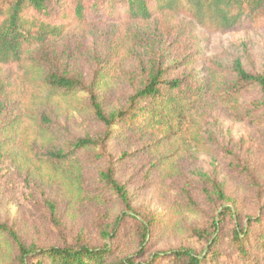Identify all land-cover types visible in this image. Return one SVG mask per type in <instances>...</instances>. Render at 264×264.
Listing matches in <instances>:
<instances>
[{
	"label": "rangeland",
	"instance_id": "rangeland-1",
	"mask_svg": "<svg viewBox=\"0 0 264 264\" xmlns=\"http://www.w3.org/2000/svg\"><path fill=\"white\" fill-rule=\"evenodd\" d=\"M97 16L92 15L84 27L66 29L33 56L43 71L77 79L84 86L71 99H57L58 108L51 113L53 132L63 143L85 137L97 140L104 128L92 114L91 96L106 115L125 110L155 68L166 70V80L195 75L212 79L213 65L228 69L239 61L246 72L264 74L262 11L244 30L227 34L200 27L184 12L157 15L147 22ZM43 71L36 72L31 83H22L9 68L0 66V82L9 86L8 95L0 92V127L11 114H25L24 104L32 113H43L33 86ZM259 101L255 87L242 92L234 112L206 98L186 129L169 139L139 127L115 126L101 147L79 154L85 190L79 200L27 176L24 168L1 162L0 224L12 229L27 248L78 242L106 245L115 257L132 256L146 263L157 252L199 253L202 245L195 231L230 209L211 262L242 264L228 241L235 224L244 225L256 216L262 220L250 231L249 256L258 254L255 239L264 232V110ZM109 167L125 188L137 218L154 219L140 257L138 222L125 218L113 233L124 207L101 181V173ZM103 232L114 236L105 239ZM16 256L11 240L0 234V264H17Z\"/></svg>",
	"mask_w": 264,
	"mask_h": 264
},
{
	"label": "trees",
	"instance_id": "trees-1",
	"mask_svg": "<svg viewBox=\"0 0 264 264\" xmlns=\"http://www.w3.org/2000/svg\"><path fill=\"white\" fill-rule=\"evenodd\" d=\"M261 11L264 12V0H0V66L9 68L19 82L31 83L35 73L43 71L33 59L35 51L57 41L70 27L86 26L92 15L116 21L147 22L157 15L184 12L200 27L227 34L244 30ZM165 72L161 68L153 69L144 87L130 98L127 109L110 115L104 113L101 103L92 95L89 101L92 114L103 126V134L97 140L85 137L63 143L53 132L55 123L51 113L58 108L57 99H71L84 91V86L77 79L44 70L41 80L33 84L38 93L35 102L39 101L44 111L32 113L24 104L25 114L10 115L0 127V163L5 161L20 170L24 168L27 176L57 186L69 198L79 200L85 195L80 152L101 147L117 125L155 131L169 139L186 129L188 120L204 99L218 101L234 112L242 92L250 87L258 89L259 106L264 110V74L246 72L239 61L228 69L213 65L212 79L195 75L166 80ZM7 87L0 82L2 94L8 95ZM100 178L124 207L113 233L125 218L138 222V255H144L154 219L137 218L125 188L114 177L113 167L101 173ZM230 211L223 209L208 227L195 231L202 245L199 253L193 249L157 252L146 263L136 262L132 256L115 257L106 245L89 247L78 242L60 247L27 248L12 229L2 224L0 234L7 235L16 248L17 264H158L161 261L214 264L211 258L217 256L223 219L231 215ZM261 222L258 216L247 218L244 225L236 223L228 237L242 264H264V232L255 239L254 249L258 254L249 256L247 249L251 229ZM113 233L103 232L102 236L112 238Z\"/></svg>",
	"mask_w": 264,
	"mask_h": 264
}]
</instances>
